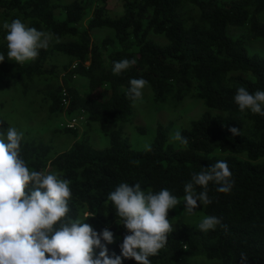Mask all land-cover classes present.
Instances as JSON below:
<instances>
[{
	"label": "trees",
	"instance_id": "obj_1",
	"mask_svg": "<svg viewBox=\"0 0 264 264\" xmlns=\"http://www.w3.org/2000/svg\"><path fill=\"white\" fill-rule=\"evenodd\" d=\"M114 1L0 0L2 84L19 88L25 98L36 82L47 81L41 94L50 114L85 115L109 138L108 146L95 148L76 130L65 129L75 140L62 152L44 137L23 138L22 157L31 170L71 180L69 218L84 221L87 213L95 215L85 222L97 232L107 227L113 233L114 242L106 245L109 256L120 255L119 244L129 234L106 202L120 183H139L154 193L166 188L183 200L192 174L226 161L234 181L231 191L219 193L210 182L212 202L196 208L202 217L216 216L221 223L202 232L182 222L168 234L165 248L149 259L151 264H240L243 251L247 264H264V116L241 112L234 102L241 86L250 93L264 90V55L254 50L264 45V0H118V16L112 14ZM185 6L196 8L198 17L185 16ZM17 18L52 34L49 47L22 67L7 59L4 39V22ZM99 29L113 31L114 38L94 41ZM59 56L69 59L61 72L54 62ZM123 59L136 64L114 74L113 62ZM75 77L86 79L83 92L74 85ZM133 78L148 81L156 106L176 109L187 97L201 102L203 112L180 127L186 146L170 143L171 125L159 119L151 151L131 146L123 129L133 115L135 101L127 95ZM101 88L110 91L108 98L96 97ZM8 127L0 115V133ZM233 127L240 135H232ZM138 131L145 133L143 127ZM174 217L169 210L168 219ZM122 264L136 262L122 258Z\"/></svg>",
	"mask_w": 264,
	"mask_h": 264
},
{
	"label": "clouds",
	"instance_id": "obj_2",
	"mask_svg": "<svg viewBox=\"0 0 264 264\" xmlns=\"http://www.w3.org/2000/svg\"><path fill=\"white\" fill-rule=\"evenodd\" d=\"M3 28L7 59L21 67L36 60L40 50L47 49L52 40L51 33L29 27L19 18L4 22ZM4 60L5 54L0 53V62ZM135 64V59L114 61L112 71L118 75ZM129 85L127 95L136 101L142 98L148 81L133 78ZM234 102L241 112L250 110L264 116V90L250 93L241 86ZM229 131L233 136L240 135L235 127ZM23 135L15 127H8L6 134L0 133V264H122V258L151 264L149 258L165 248L168 234L173 232L169 210L183 202L184 212L194 214L197 207L212 202L208 196L210 182L217 185V192L225 194L234 184L229 165L223 160L192 174L191 181L184 185L183 200L166 188L154 193L142 190L139 183H120L108 194L106 202H111L119 218L117 223L129 234L119 244L120 255L109 256L106 245L114 242L113 233L107 227L97 232L86 223L95 216L92 213H87L84 221L69 218L71 180L56 173L31 170L21 155ZM172 139L184 146L188 143L179 130ZM144 149L151 151V145L145 144ZM197 186L202 190L197 192ZM220 223V218L209 215L197 227L208 232ZM247 262L248 256L242 251L240 264Z\"/></svg>",
	"mask_w": 264,
	"mask_h": 264
},
{
	"label": "rangeland",
	"instance_id": "obj_3",
	"mask_svg": "<svg viewBox=\"0 0 264 264\" xmlns=\"http://www.w3.org/2000/svg\"><path fill=\"white\" fill-rule=\"evenodd\" d=\"M65 3L70 0H60ZM122 8L118 0L114 1L112 8L113 15H121ZM185 16L193 18L198 17V11L192 6H185L183 9ZM104 37L114 38L113 31L109 29L96 30L93 35L94 41H99ZM255 51H261L264 55V45L255 46ZM69 59L64 56H59L54 60L56 65H59L57 71L61 72L60 66L66 63ZM47 84V81L40 80L30 89L29 94L24 98L20 94V89L17 87L7 88L2 84V77L0 75V115L5 117L9 127H15L18 131L23 132V138L44 137L46 142H51L53 149L56 152L67 150L74 142L75 138L65 133L63 124L67 120L75 118L77 123L75 128L78 138H85L95 148H104L109 144V138L102 133L99 126L89 123L85 115L72 114L70 116L62 114L55 116L50 114L48 108L42 103V90ZM86 79L82 77H75L74 85L80 92L86 88ZM96 97L108 98L110 91L107 88L98 89L95 92ZM203 112V105L200 101L187 97L176 108H170L167 105L156 106L152 102V97L149 89H143L142 98L136 100L133 106V115L130 121L124 125V135L130 141L131 146L136 150H143L145 144H151L154 138V131L156 129L157 119L171 125L170 129V143L174 146H182L178 141L172 139V134L180 131V127L187 125V123L197 118ZM143 127L145 133L142 134L138 128ZM42 172L48 173L47 170ZM175 217L172 220L173 230L176 229L180 223H186L190 227H197L201 219V213L195 209L194 214H188L182 209L180 203L172 209Z\"/></svg>",
	"mask_w": 264,
	"mask_h": 264
},
{
	"label": "built area",
	"instance_id": "obj_4",
	"mask_svg": "<svg viewBox=\"0 0 264 264\" xmlns=\"http://www.w3.org/2000/svg\"><path fill=\"white\" fill-rule=\"evenodd\" d=\"M61 101H62V104L64 106H67L68 102H67V99H66V93L65 92L62 93ZM76 123H77V120L75 118H73L71 120H67L66 123L63 124L62 126L64 127V129H69L70 130V129L75 128Z\"/></svg>",
	"mask_w": 264,
	"mask_h": 264
}]
</instances>
